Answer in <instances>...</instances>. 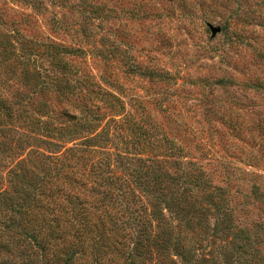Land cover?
Returning <instances> with one entry per match:
<instances>
[{"label":"rangeland","instance_id":"rangeland-1","mask_svg":"<svg viewBox=\"0 0 264 264\" xmlns=\"http://www.w3.org/2000/svg\"><path fill=\"white\" fill-rule=\"evenodd\" d=\"M0 128L5 189L19 157L96 129L114 164L160 170L185 264L231 248L264 264V0H0ZM4 215L0 261L40 262Z\"/></svg>","mask_w":264,"mask_h":264},{"label":"trees","instance_id":"trees-1","mask_svg":"<svg viewBox=\"0 0 264 264\" xmlns=\"http://www.w3.org/2000/svg\"><path fill=\"white\" fill-rule=\"evenodd\" d=\"M94 132L95 136L71 147L72 140L65 134H59L54 143L42 142L49 146L48 152L37 150V157H19L17 170L9 171L5 179L6 189L0 178V215L18 214L4 215L7 231L32 241L41 252L40 262L22 256L15 263L3 256L0 264H149L155 253L156 264H167L171 254L180 263L171 260L169 264H185L187 254L195 262L191 247H186L177 231L183 222L173 218L171 211L177 198L167 199L158 187L160 170L143 166V160L138 168L126 165V158L119 155L114 164L111 156L91 148V143L103 137L96 129ZM4 139L5 145L10 143L6 150L19 151L22 146L20 142L12 146L13 141ZM160 202L163 208H159ZM187 211L178 208L176 216ZM168 217L179 225H167ZM16 245L9 250L24 254L26 245ZM249 249L231 248V253H218L210 262L253 264L256 253ZM146 255L149 260L144 261ZM228 256L236 257L237 262L230 263Z\"/></svg>","mask_w":264,"mask_h":264},{"label":"water","instance_id":"water-1","mask_svg":"<svg viewBox=\"0 0 264 264\" xmlns=\"http://www.w3.org/2000/svg\"><path fill=\"white\" fill-rule=\"evenodd\" d=\"M219 31V30H218ZM217 32V30H213V33H216Z\"/></svg>","mask_w":264,"mask_h":264}]
</instances>
